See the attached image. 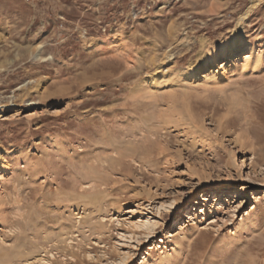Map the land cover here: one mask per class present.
<instances>
[{
  "label": "rangeland",
  "instance_id": "1",
  "mask_svg": "<svg viewBox=\"0 0 264 264\" xmlns=\"http://www.w3.org/2000/svg\"><path fill=\"white\" fill-rule=\"evenodd\" d=\"M249 10L264 59V0H0V264H264V60L182 77Z\"/></svg>",
  "mask_w": 264,
  "mask_h": 264
},
{
  "label": "bare ground",
  "instance_id": "2",
  "mask_svg": "<svg viewBox=\"0 0 264 264\" xmlns=\"http://www.w3.org/2000/svg\"><path fill=\"white\" fill-rule=\"evenodd\" d=\"M250 10L239 19L233 36L229 41L217 49L209 50L202 60L203 63L189 65V67L182 74L185 81L190 83L206 82L218 85L223 81L230 79L235 74H244L249 69L256 67L262 62V60H264L262 57H256L257 53H255L253 47L245 45L247 41L243 37L242 26ZM8 171L9 166L7 163L0 160V182L2 178L6 176ZM216 193H219V191ZM216 196H218V194L209 193L203 197H205V200L208 201ZM193 216H195V214ZM178 231L181 233L179 239H182L184 235H186V229L180 226ZM191 231H194V229L192 228Z\"/></svg>",
  "mask_w": 264,
  "mask_h": 264
}]
</instances>
